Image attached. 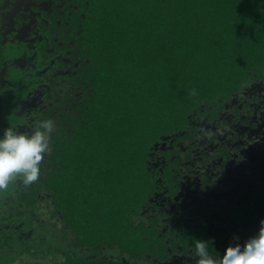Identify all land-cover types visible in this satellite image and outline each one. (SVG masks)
I'll list each match as a JSON object with an SVG mask.
<instances>
[{"label":"trees","instance_id":"obj_1","mask_svg":"<svg viewBox=\"0 0 264 264\" xmlns=\"http://www.w3.org/2000/svg\"><path fill=\"white\" fill-rule=\"evenodd\" d=\"M90 1L82 31L69 33L86 60L76 89L80 97L90 94L82 102L87 122L66 149L71 161L59 179L67 187L54 182L44 197V205L58 212L68 242L61 245L51 216L43 249L28 248L23 264H96L102 252L108 257L115 250L118 258L138 256L137 264L163 258V243L137 217L152 192L147 148L160 133L182 126L191 110L238 94L264 72V0ZM76 186L79 193L72 191ZM76 198L91 200L85 224L98 230L106 231L103 220L116 213L112 230L118 238L98 234L83 218L71 222L68 208ZM244 216V231L259 230L262 209ZM246 233L242 244L252 238ZM208 250L224 252L221 243Z\"/></svg>","mask_w":264,"mask_h":264},{"label":"flooded vegetation","instance_id":"obj_2","mask_svg":"<svg viewBox=\"0 0 264 264\" xmlns=\"http://www.w3.org/2000/svg\"><path fill=\"white\" fill-rule=\"evenodd\" d=\"M90 3L0 0V135L10 127L31 131L44 120L55 125L39 178L26 185L17 177L0 189V264H23L28 248L43 249L51 216L57 224L52 230L66 239L58 212L44 205V197L71 161L66 149L76 129L87 122L82 102L90 94L80 97L76 89L86 60L69 33L80 34ZM147 149L152 192L137 217L163 243L155 264H195L194 245L205 236L209 249L221 243L223 250L242 244L244 232L255 236L257 228L244 231V215L259 208L264 213V72L238 94L191 110L182 126L160 133ZM102 253L96 264L139 259Z\"/></svg>","mask_w":264,"mask_h":264},{"label":"clouds","instance_id":"obj_3","mask_svg":"<svg viewBox=\"0 0 264 264\" xmlns=\"http://www.w3.org/2000/svg\"><path fill=\"white\" fill-rule=\"evenodd\" d=\"M52 120L42 121L38 128L19 132L7 128L0 135V189L19 177L26 185L35 182L40 175V163L49 150V137L54 131ZM195 264H264V220L260 221L258 233L244 242L229 245L223 254L213 255L205 240H197Z\"/></svg>","mask_w":264,"mask_h":264},{"label":"rangeland","instance_id":"obj_4","mask_svg":"<svg viewBox=\"0 0 264 264\" xmlns=\"http://www.w3.org/2000/svg\"><path fill=\"white\" fill-rule=\"evenodd\" d=\"M71 180H73L71 178ZM63 182H65V179H59V182L57 183V185L61 188H65L67 187L66 184H64ZM72 187L74 188V183L73 185L71 186V189ZM81 188L76 186L75 189H73V193H79L81 190ZM84 193H91V191L88 189V188H85L84 190ZM67 198V197H66ZM66 198H65V201H66ZM64 201V202H65ZM97 201H99L97 199ZM100 203V202H99ZM98 203V204H99ZM92 204L91 203V200L89 201V204H87L84 200H82L81 198H76V199H73L71 200L70 199V206L68 208L69 210V213L72 215L71 217V222H75L76 225H78L80 223V220L83 218V224L86 223V219L90 217V214H89V210H93V207H92ZM101 204H99L100 206ZM98 206V205H97ZM86 211V212H85ZM85 212V214H84ZM105 213V212H104ZM84 214V215H83ZM93 218V217H92ZM116 218H118V215L116 213H113L109 216H106L105 219L103 220V223H102V227L103 229H105L106 231H103L102 229H96L95 226H92L90 224H85V226H88V227H91V229L95 230V231H99L98 234H101L102 233V236H111V237H116L118 238V232H116L115 230H112V225L114 223V221L116 220ZM95 220V219H94ZM97 222V220H95ZM98 223V222H97ZM99 224V223H98ZM103 231V232H102ZM97 233V232H96ZM59 240L61 241V237L59 238ZM68 242V238L66 239V241H63L61 242V245H65L66 243ZM44 243V241H43ZM129 243V241H128ZM56 247V246H55ZM110 254H116V250L111 252Z\"/></svg>","mask_w":264,"mask_h":264}]
</instances>
